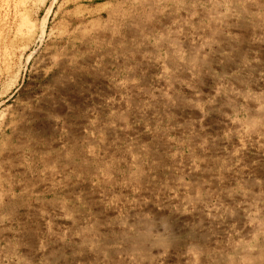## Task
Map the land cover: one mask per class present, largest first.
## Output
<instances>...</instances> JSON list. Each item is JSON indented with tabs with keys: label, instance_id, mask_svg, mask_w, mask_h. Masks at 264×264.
Masks as SVG:
<instances>
[{
	"label": "rangeland",
	"instance_id": "374dc122",
	"mask_svg": "<svg viewBox=\"0 0 264 264\" xmlns=\"http://www.w3.org/2000/svg\"><path fill=\"white\" fill-rule=\"evenodd\" d=\"M257 263L264 0H0V264Z\"/></svg>",
	"mask_w": 264,
	"mask_h": 264
},
{
	"label": "bare ground",
	"instance_id": "6f19581e",
	"mask_svg": "<svg viewBox=\"0 0 264 264\" xmlns=\"http://www.w3.org/2000/svg\"><path fill=\"white\" fill-rule=\"evenodd\" d=\"M5 205V204H4ZM12 208V207H11ZM11 208H9V209H11ZM171 243V242H170ZM260 262H262V261H260ZM258 264V263H257ZM264 264V263H263Z\"/></svg>",
	"mask_w": 264,
	"mask_h": 264
}]
</instances>
